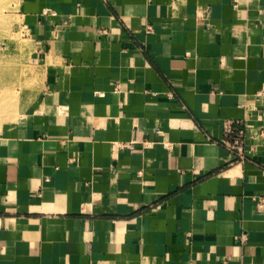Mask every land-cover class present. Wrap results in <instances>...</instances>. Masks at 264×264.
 <instances>
[{
	"label": "crops",
	"instance_id": "obj_1",
	"mask_svg": "<svg viewBox=\"0 0 264 264\" xmlns=\"http://www.w3.org/2000/svg\"><path fill=\"white\" fill-rule=\"evenodd\" d=\"M8 13L41 84L0 124V264H264V0Z\"/></svg>",
	"mask_w": 264,
	"mask_h": 264
},
{
	"label": "rangeland",
	"instance_id": "obj_2",
	"mask_svg": "<svg viewBox=\"0 0 264 264\" xmlns=\"http://www.w3.org/2000/svg\"><path fill=\"white\" fill-rule=\"evenodd\" d=\"M12 3L14 0H0V124L22 112L41 84L28 36L7 16Z\"/></svg>",
	"mask_w": 264,
	"mask_h": 264
},
{
	"label": "built area",
	"instance_id": "obj_3",
	"mask_svg": "<svg viewBox=\"0 0 264 264\" xmlns=\"http://www.w3.org/2000/svg\"><path fill=\"white\" fill-rule=\"evenodd\" d=\"M228 134H230V133H228ZM243 134H244L243 131H241L239 133L240 137H242ZM239 140L240 139H237L235 142H233V144L230 147L233 148L234 150H236L239 153V155H242V147L240 145V141ZM258 206H259L260 209H264V198L260 199V201L258 203Z\"/></svg>",
	"mask_w": 264,
	"mask_h": 264
}]
</instances>
